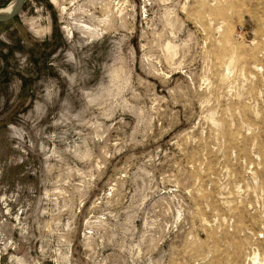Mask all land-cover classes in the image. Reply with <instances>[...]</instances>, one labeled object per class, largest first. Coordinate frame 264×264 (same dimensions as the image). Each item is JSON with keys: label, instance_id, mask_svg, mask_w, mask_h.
Here are the masks:
<instances>
[{"label": "rangeland", "instance_id": "1", "mask_svg": "<svg viewBox=\"0 0 264 264\" xmlns=\"http://www.w3.org/2000/svg\"><path fill=\"white\" fill-rule=\"evenodd\" d=\"M56 3L0 23V264H264V0Z\"/></svg>", "mask_w": 264, "mask_h": 264}, {"label": "water", "instance_id": "2", "mask_svg": "<svg viewBox=\"0 0 264 264\" xmlns=\"http://www.w3.org/2000/svg\"><path fill=\"white\" fill-rule=\"evenodd\" d=\"M25 1L26 0H17V4L11 12L0 15V23L8 22L18 16L23 11Z\"/></svg>", "mask_w": 264, "mask_h": 264}, {"label": "bare ground", "instance_id": "3", "mask_svg": "<svg viewBox=\"0 0 264 264\" xmlns=\"http://www.w3.org/2000/svg\"><path fill=\"white\" fill-rule=\"evenodd\" d=\"M52 2L54 4H57L56 0H52ZM16 4H17V0H12L5 7L0 8V15L7 14V13L11 12L14 9V7L16 6Z\"/></svg>", "mask_w": 264, "mask_h": 264}]
</instances>
